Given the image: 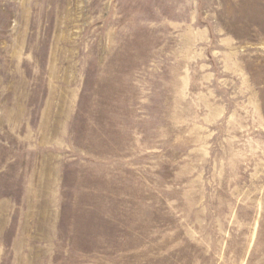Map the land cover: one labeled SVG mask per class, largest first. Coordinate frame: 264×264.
<instances>
[{
    "label": "rangeland",
    "instance_id": "374dc122",
    "mask_svg": "<svg viewBox=\"0 0 264 264\" xmlns=\"http://www.w3.org/2000/svg\"><path fill=\"white\" fill-rule=\"evenodd\" d=\"M0 264H264V0H0Z\"/></svg>",
    "mask_w": 264,
    "mask_h": 264
}]
</instances>
